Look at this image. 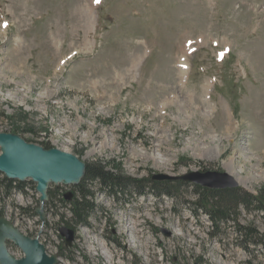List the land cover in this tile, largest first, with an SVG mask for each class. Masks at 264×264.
<instances>
[{
  "label": "rangeland",
  "instance_id": "374dc122",
  "mask_svg": "<svg viewBox=\"0 0 264 264\" xmlns=\"http://www.w3.org/2000/svg\"><path fill=\"white\" fill-rule=\"evenodd\" d=\"M0 112V132L85 164L115 160L143 185L217 171L257 195L264 0H0ZM184 182L175 199L146 189L116 200L83 177L94 210L68 226L69 246L58 230L76 185L50 183L42 204L29 179L0 183V216L56 264H264V211L239 207L232 228L214 227L200 186Z\"/></svg>",
  "mask_w": 264,
  "mask_h": 264
},
{
  "label": "water",
  "instance_id": "95a60500",
  "mask_svg": "<svg viewBox=\"0 0 264 264\" xmlns=\"http://www.w3.org/2000/svg\"><path fill=\"white\" fill-rule=\"evenodd\" d=\"M85 167V163L74 154L57 148L45 149L25 141L16 133L0 132V173L6 179L19 182L29 179L34 182L39 194L38 200L42 204L48 200L47 189L50 183L77 185L84 176ZM153 179L188 181L208 189L235 188L238 185L231 175L217 171L191 172L186 176L158 174ZM71 195L68 193L64 198L69 200ZM58 231L65 238V245L69 246L74 238V230L61 226ZM7 241L18 247L23 256L14 257L8 250ZM56 263L57 257L49 255L37 238L24 235L5 217H0V264Z\"/></svg>",
  "mask_w": 264,
  "mask_h": 264
},
{
  "label": "trees",
  "instance_id": "16d2710c",
  "mask_svg": "<svg viewBox=\"0 0 264 264\" xmlns=\"http://www.w3.org/2000/svg\"><path fill=\"white\" fill-rule=\"evenodd\" d=\"M0 118H7L4 113L0 112ZM28 141V140H26ZM31 142V141H28ZM34 143V142H32ZM37 144V143H35ZM45 149L50 146L45 143L38 144ZM0 175H2L0 173ZM84 178L91 182L99 184L112 198L119 200L121 196L135 194L144 195L148 189L155 196H166L175 199L178 186L185 184L184 181L164 180L161 182L155 181L148 186L144 182H149L148 179H136L126 176L122 173L119 163L112 161L95 160L86 164ZM15 180L6 179L4 176L0 183L4 189L10 188ZM19 184V183H18ZM78 186V194L74 196L68 203L67 208L70 216L67 218L62 215V221L68 227L71 223L75 225H88V219L94 210V205L91 203L93 193L85 190L82 187L81 181ZM17 187V186H16ZM2 187L0 186V189ZM15 188V187H14ZM197 190L196 204H201V207L210 218L214 227L226 226L232 228L230 222L235 219L231 215L236 214L239 207L245 209L253 208L254 210L264 211V186H262L257 195H252L239 187L224 188V189H208L204 187H194ZM63 203L62 199H59ZM253 206V207H250ZM248 232V229H246ZM258 236V232L245 233L246 235ZM255 244V243H254Z\"/></svg>",
  "mask_w": 264,
  "mask_h": 264
},
{
  "label": "bare ground",
  "instance_id": "6f19581e",
  "mask_svg": "<svg viewBox=\"0 0 264 264\" xmlns=\"http://www.w3.org/2000/svg\"><path fill=\"white\" fill-rule=\"evenodd\" d=\"M232 174H235V173H232ZM122 218H123V217H122ZM120 222H121V225H123V228H125V229H126V228H129L128 225H127V223H128V219H126V220H124V221H123V219H121ZM129 224H130V223H129ZM230 260H231L230 256H225V258H224V261H225V262H228V261H230Z\"/></svg>",
  "mask_w": 264,
  "mask_h": 264
}]
</instances>
